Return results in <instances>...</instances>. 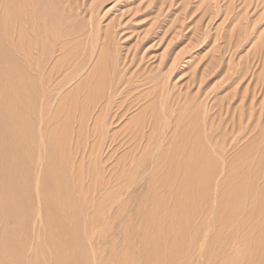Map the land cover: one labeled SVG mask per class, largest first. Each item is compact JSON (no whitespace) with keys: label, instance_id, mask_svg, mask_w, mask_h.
<instances>
[{"label":"rangeland","instance_id":"374dc122","mask_svg":"<svg viewBox=\"0 0 264 264\" xmlns=\"http://www.w3.org/2000/svg\"><path fill=\"white\" fill-rule=\"evenodd\" d=\"M15 2L0 264H264V0Z\"/></svg>","mask_w":264,"mask_h":264},{"label":"bare ground","instance_id":"6f19581e","mask_svg":"<svg viewBox=\"0 0 264 264\" xmlns=\"http://www.w3.org/2000/svg\"><path fill=\"white\" fill-rule=\"evenodd\" d=\"M12 1V0H11ZM20 0H16V5L19 8L21 3H18ZM10 2V1H9ZM8 2V8L11 11V5H9ZM19 5V6H18ZM6 7V6H4ZM53 7V6H52ZM28 8V7H27ZM21 9V8H20ZM19 9V17L22 21L23 19V11L22 10H26L24 8H22L21 10ZM30 9V8H29ZM53 9V8H52ZM17 10V9H16ZM8 11V9H7ZM35 13V12H34ZM17 15V14H16ZM28 15V14H26ZM38 15V14H37ZM36 15V16H37ZM34 16V15H33ZM32 16V17H33ZM35 16V17H36ZM33 17V18H35ZM16 18V17H15ZM25 18V17H24ZM14 18L10 17V15H8L7 17V24L10 23ZM17 20V19H16ZM29 20V19H28ZM34 21V20H33ZM32 22V21H31ZM25 23V22H23ZM23 23L21 24V27L19 28V32L20 35L18 37L17 40H13L12 37H10V35L8 37H0V43H3L5 45V47L7 48V50L9 51L10 55L13 56L15 58V60L17 61L18 64H21V60L24 59L25 57H28L31 61H36L37 60V55L33 53H31V50L33 48V42L36 39V37L38 36L37 31L35 30V34L34 36H31L29 34V31L25 28V26L23 25ZM29 23V22H28ZM33 24V23H32ZM35 24V22H34ZM33 24V25H34ZM11 26L13 24H10ZM26 25V24H25ZM14 26V25H13ZM8 27H10L8 25ZM33 27V26H32ZM31 27V28H32ZM28 28V27H27ZM30 28V27H29ZM30 28V30H31ZM35 27H33L32 29H34ZM12 30H10L8 33L11 34ZM33 32V31H32ZM28 33V34H27ZM42 42V41H41ZM19 48V51H17ZM36 48V47H35ZM38 48V47H37ZM23 66V65H20ZM54 66V65H53ZM55 70V69H54ZM11 72V69H10ZM80 72V71H79ZM72 74V73H71ZM76 74V73H75ZM80 74V73H79ZM78 74V75H79ZM77 75V74H76ZM75 75V76H76ZM41 76V75H40ZM25 77L30 79L29 75H26ZM72 80V77L70 78ZM40 80L42 81L41 77ZM70 80V81H71ZM85 80V79H84ZM1 85H0V203L6 206V195H5V184H6V179H7V175L5 173L4 170V157L7 156L8 152L5 150V115L7 112V109L10 105V101L12 98V95H18L20 94V89L14 86L12 77L9 74V71L6 70L5 72L2 70V76H1ZM76 87V86H75ZM95 87V86H94ZM93 87V88H94ZM92 88V87H91ZM97 89V87H95ZM81 89V88H80ZM85 90V89H84ZM93 90V89H92ZM116 91H118L117 89H115ZM114 90V91H115ZM70 91V90H69ZM73 91V90H72ZM94 91V90H93ZM101 91V90H100ZM96 92V90H95ZM74 94V93H73ZM77 94V93H76ZM95 94V93H94ZM89 95V94H88ZM95 96V95H94ZM13 99V103L12 106L16 111H19L21 104L19 102V100L15 99L14 97ZM73 100V99H72ZM88 104V103H87ZM76 105V104H75ZM87 108V107H86ZM110 120V119H108ZM107 120V121H108ZM109 123V122H108ZM253 186V185H252ZM63 189V188H62ZM65 189H67L65 187ZM64 190V189H63ZM66 191V190H65ZM250 197V196H249ZM253 199V198H252ZM263 200V199H262ZM74 201V200H73ZM258 214V212H257ZM34 215V214H32ZM33 217V216H32ZM36 218V217H35ZM33 219V218H32ZM34 221V220H32ZM31 221V222H32ZM35 222V221H34ZM34 225L31 224V227H33ZM7 229V223L4 221V219H0V239L3 240L5 243L7 240L9 239L8 233L6 232ZM33 230V228H31ZM32 233V232H31ZM25 236V235H24ZM33 238V237H31ZM17 239V238H16ZM28 239V238H27ZM16 241V240H15ZM31 241V240H30ZM32 242V241H31ZM21 241H16L15 243V250L17 254H20V249H21ZM7 248V244L5 245ZM8 257V256H7ZM21 258V257H20ZM2 262V261H1ZM17 262V261H16ZM4 263V262H3ZM2 263V264H3ZM13 263V262H12ZM15 263V262H14Z\"/></svg>","mask_w":264,"mask_h":264}]
</instances>
